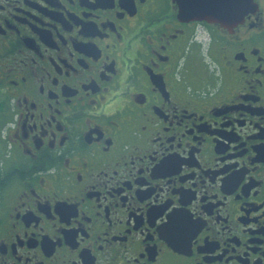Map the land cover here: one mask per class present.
I'll list each match as a JSON object with an SVG mask.
<instances>
[{"label": "flooded vegetation", "instance_id": "flooded-vegetation-1", "mask_svg": "<svg viewBox=\"0 0 264 264\" xmlns=\"http://www.w3.org/2000/svg\"><path fill=\"white\" fill-rule=\"evenodd\" d=\"M179 9L0 0V264H264V0Z\"/></svg>", "mask_w": 264, "mask_h": 264}, {"label": "water", "instance_id": "water-1", "mask_svg": "<svg viewBox=\"0 0 264 264\" xmlns=\"http://www.w3.org/2000/svg\"><path fill=\"white\" fill-rule=\"evenodd\" d=\"M184 19L205 20L222 25L236 24L253 6L254 0H174Z\"/></svg>", "mask_w": 264, "mask_h": 264}, {"label": "rangeland", "instance_id": "rangeland-1", "mask_svg": "<svg viewBox=\"0 0 264 264\" xmlns=\"http://www.w3.org/2000/svg\"><path fill=\"white\" fill-rule=\"evenodd\" d=\"M200 39H201V43H202V49L203 52L206 50V48L209 45V37L205 34V33H201L200 34Z\"/></svg>", "mask_w": 264, "mask_h": 264}]
</instances>
